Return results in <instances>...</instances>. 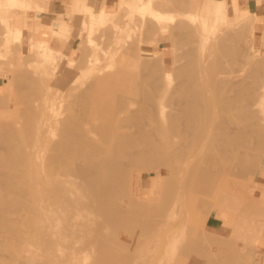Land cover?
<instances>
[{"label": "bare ground", "instance_id": "obj_1", "mask_svg": "<svg viewBox=\"0 0 264 264\" xmlns=\"http://www.w3.org/2000/svg\"><path fill=\"white\" fill-rule=\"evenodd\" d=\"M15 1L18 2V0H15ZM92 1L94 0H91V2ZM225 1L226 0L224 1L218 0V5L215 8L216 11L220 13L224 12L222 11V9L224 8ZM13 2L12 4L15 3ZM20 2L19 4L15 3L16 5L14 4V6L17 7V5H20ZM87 5L89 6L90 4L87 3ZM96 5L98 6L99 4H96ZM2 8L4 11V7ZM2 8L0 9L2 10ZM98 8L102 9V7H98ZM88 9H94V8H91L90 6V8ZM1 10H0L1 15L3 14L5 17V13ZM6 10L7 9L5 8V11ZM99 11H97L98 15H99ZM102 11L100 12L102 13ZM152 11H151V14H152ZM155 11H153V14H155V17H156L157 12L155 13ZM90 12L91 14L93 13L91 10ZM90 12H88L89 15H91ZM103 13L108 14L104 11ZM111 13L114 14V12H111ZM3 15H2V18H3ZM91 16L94 17L93 14ZM129 17L131 18L132 16H129ZM2 18L0 17V19ZM99 18L97 17V19ZM102 19H104V17ZM102 19L100 21H102ZM126 19H129V18L127 17ZM137 19L138 18L136 17V20ZM170 19L172 18L167 17V16H164V18L161 17V19H158L157 17V19L155 20L156 21L160 20L161 25H160V29L158 31L157 30L155 31H157L158 33L159 31L161 33L166 32L168 30V26L166 25L165 22ZM2 20L5 22L4 18ZM88 21H85V23L86 22L88 23ZM259 21H260V18L258 15L251 29L254 31V33L256 31V26ZM4 22L2 23L5 26ZM133 22H134V19H133ZM218 22H223L226 28H233L236 26L237 28L236 34L237 33L238 34L235 37L231 38V40L242 41L243 40L242 38L246 36L243 34L242 35L240 34L241 33L246 34V31L250 30L248 29L249 28L248 23L252 22V19L250 18V16H247V17L241 16V13L238 7H233L232 12H230V10L228 9L226 12L223 13L222 18L219 19ZM87 23H86V26H89L92 23V21L91 23L90 22L88 23L89 25ZM104 23L106 24L107 21ZM148 23H145V25H147ZM212 23L215 25V26L213 25L215 29L214 33H218V31H220L219 29L220 26H218V24L216 25L215 20L214 21L212 20ZM9 24L6 27L7 30H8ZM162 24H165V25H162ZM152 25H155V24H152ZM4 26H2L1 29L3 31L5 30L6 32V29H3ZM92 26L93 24H91L89 28L86 27L87 29L85 31H87L88 29L90 30V27ZM99 26L102 27V25H99ZM19 27L21 28V25H19ZM19 27L16 28L15 30L11 29L13 28V26L9 27L11 29L10 31L8 30L9 32L7 31V34L9 33L7 35V37L9 36L8 37L9 39L5 38L6 40L4 39L1 41L3 43L5 41L8 44L14 39L15 41L13 42H16L17 39H20L22 31ZM149 28L152 29V27H149ZM93 30L94 29H92V31ZM23 32L25 31L23 30ZM116 33H117V30H116ZM99 34L100 33L98 32L97 35ZM105 34L108 35L107 33ZM105 34H102V35H105ZM106 35H105V39H106ZM239 36L241 37L244 36V37L241 38ZM108 37H111V36L108 35ZM127 37L129 38V35ZM212 38L214 37L212 36L211 40ZM227 38L225 36V39ZM1 39H3V37ZM90 39H88V41ZM111 39H107V40H111ZM228 39H230V37ZM25 40L23 42H25ZM204 40L209 43L210 36H204ZM217 40H220L221 44H223V42L226 41V40L224 41L223 38H220V39L217 38ZM234 41H233V44H235ZM6 43H4V45ZM124 43L125 41L122 44ZM215 43H213V47L214 46L216 47V44H217V47L218 45L222 46L220 43L219 44L218 43L215 44ZM230 43L232 42L230 41ZM11 44L13 45L12 42ZM11 44H9V47H13V46H10ZM90 44L92 43L90 42ZM205 44L206 43H204L203 46H205ZM236 44L238 45V43ZM86 45H89V44L86 43ZM209 45L210 44H208V46ZM9 47H7V50ZM130 47L132 49V46ZM230 47L231 46H229V48ZM4 48L5 47H3L2 50ZM16 48H19V47H16ZM116 48L118 47H115L114 49ZM209 48H211V46ZM221 48H222L221 51H223V47ZM91 49L92 47L90 48V50ZM234 49L235 48H232V49L230 48V50L228 49L227 52L229 53L230 51L233 54V51H234V53L236 54L235 57L238 59L240 56L242 58L241 60L239 61L234 60L233 56H229L230 59L226 60L228 59L227 58L228 55L225 56L224 55L225 53H223V55L226 57V59H224L226 61H229V62L238 61L239 62V64L238 62H236L238 65L236 66L239 68V65H240V67L242 68L239 69L240 71L238 70L239 71L238 74L235 73L234 75H231V71L229 72L230 73L229 75L228 73L225 74L226 70L228 71L229 68H227L226 65H223L222 66L224 67L223 69L221 67V64H219V62L218 64L220 65L221 69H223L224 72L218 67L219 65L215 66V62H214L215 60L213 61V57L216 58L214 56L215 54L213 55V57L212 55H210L209 57L208 54L206 55V57H201L198 52L197 54H199V56L195 52L197 56H192V58L190 59L191 62L188 63V65L183 67L182 73L184 72V74H182L181 80L179 79V81L173 87L171 83L169 85V83L167 84L165 83V81L161 82L162 79L159 80L160 83H157V82L154 83L151 80L148 81L147 80L148 78L146 76L145 77L147 79L145 77L144 78L147 81L143 80L144 78L138 75L139 72L136 73L137 72L136 71L135 73H131L129 72L131 70L122 71L121 68H123L124 66L122 67L120 65L121 70L119 69L120 72L118 71V73L116 74L106 75L105 73L106 76L102 75L98 78H97V75H95L96 76L95 79L86 78L85 81L84 80L82 81L83 79L82 78L81 82H79L80 80L78 81L80 84H76L75 86H73L74 87L73 88V87L68 86L70 83V80L75 79V78L79 79V78L77 77V75L73 74V72L69 73V71L67 70V72L64 73L67 75V76L64 75L65 78L63 79L65 80H61L62 82L58 83L60 84L59 86L61 88V92H62L61 94L63 95V96L61 95V97H63L61 101L64 102L61 105L59 104L60 106L59 108H56L54 105L56 101L53 102L54 100L50 99L52 101L51 102L49 98L45 97L46 95L44 94L43 96L45 97V99L43 100L46 101L45 104L47 103L48 100L49 102L46 104V106H44V104L41 102L43 104L42 105L40 101L38 100L40 98L38 99L36 98L37 97L36 95L38 94V92H36V94H33L34 93L33 91L42 89L41 86L39 85L41 81H39L40 83L38 82L39 83L38 84L36 80L37 77L34 79L33 78L34 75H30L33 77L28 78V76H26L27 74L24 73L25 75H23V73L21 72L22 69L19 70L23 75V77L21 78L26 77L25 79L27 81L29 80L31 81L32 79H33L32 81L34 80L36 81V84L38 85L35 86L34 85L35 82L34 83L32 82V85H31L32 87H31L30 86L31 82L25 83L23 82L25 79L24 80L22 79V81L20 79L21 82L27 84L28 87L31 88V89L30 88L29 89L27 88V89L29 91L31 90L32 94L36 96L34 97L36 98V101L32 97L34 100V101L32 100L33 103L38 102L39 105L41 104L40 106L45 107L44 110L47 107L45 114L49 111L50 116L48 115L46 117L47 114L45 115L44 112L42 111H41L42 113L40 111L38 112L39 109L37 110V108H39V105L37 104L38 105L37 106L35 104V106L32 105V108L33 107L36 108L37 106L36 108L37 113L36 111H34L35 115L31 114V116L32 115L34 116L35 121L38 118L43 119L42 116H40L42 114L44 115V118H45L42 123H41L42 120L40 121L38 119L40 121L39 123L40 125L39 126L36 125L37 128L35 127L34 129L32 128L33 125H31V123L33 122L30 123V121H27L30 124L29 123L26 124L25 120H27V118L29 117L26 118L25 116L24 117L26 119L23 117L24 123L26 125L25 129L22 128L19 130L17 128L8 127L6 132H4L3 125L0 124V129L1 130L3 129L2 130L3 132L0 131V167L3 168V170L0 171V264H58L59 263V260H60L59 258H56L53 255H46L47 254L46 252H48L46 250L49 248H52L50 247L52 243L55 244L58 241L57 239L54 238V233H55L54 227L53 228L52 226L46 227V228L44 227L45 226V215L47 213L50 214L52 212H57L56 221L63 222L64 224H66L65 234L63 236L65 240L63 241L64 243L66 242L69 244V246L73 247L74 254L72 258H76L77 256H79L80 253L84 252V250L86 249V248L85 249L77 248V243L79 241L81 242L84 240L91 241V238H93L92 243L97 248L105 246L106 243L108 245V240H106L107 241L106 242L105 240H103L104 238L102 240L99 238L100 237L99 232L102 233L101 230L104 229L105 226L109 225L108 224L109 222H113V216L114 218L115 216H118L119 218L118 217L116 218L119 220L121 217L122 219L126 217L125 215L122 216L124 213L126 214V212L124 213L121 212L125 209H122V208L118 209V206H115V208H113L114 207L113 201H114V197L117 194H119L118 192H120V190L123 189L122 185L124 184V182L127 180H130V172L132 168L134 167L144 166V165L147 166L150 164L153 165L156 163L155 164L156 166L158 164L161 165L162 167L160 168L161 171H164V169L165 170L172 169V170H177V172L178 170L182 171L181 169L184 170V168L186 167L188 168V170L185 169L186 173L183 176L182 182L184 185L182 188L183 189L185 188L183 192L184 191L186 192L188 190V192L186 193H189L192 186H195V189L202 188L201 189V192H202L203 190H205L204 188L205 186L203 184H206L208 187L215 188L216 186L215 184L218 183L216 181L217 179L219 180V178L222 175H225V174L229 175L230 174L229 172L233 174V172L236 171V168L235 169L233 168L234 166L227 167L225 164H223L226 161L225 159H220V156L227 157L226 159H229L228 157L232 155L233 157H236L234 156V154L236 153H232L235 149L234 146L236 142L245 143L249 138H252L253 140H255L254 148H257L255 150L256 151L259 150L260 152H262L261 149H264V97H262L261 95L264 93L261 94L259 92H262V91L256 90V92L258 91L257 94L258 93L261 94V95L258 94L259 95L258 97L257 94L254 93L255 91L253 90V86L251 85L252 88L251 86H249L250 80L256 81L257 79L260 78V76H262V74L261 75L259 74L261 66L257 64L258 62H255L254 60H252V56L244 52L246 50L242 49L241 47L237 48V50H234ZM245 49H247V47ZM81 50H85V48ZM212 50H216V49H212ZM8 51L10 52L12 50L10 49ZM6 52L7 51H5L4 54H7ZM13 53L15 55V52ZM85 53L89 54L88 56H90V53H88V50H85V52L83 53V56L86 55ZM142 54H144V52L141 53V55ZM229 55L231 54L229 53ZM80 56L82 57L81 52H80ZM120 56L122 55L120 54ZM9 58H10V55H9ZM80 58H78V61ZM90 59H91L90 57H87V59L81 58L82 63H79V65L76 64L74 67L75 69H77V72H79V70H84V68L86 67L85 66L83 68L84 66L83 64L85 60H86L85 65L86 64L88 65V63L93 62ZM22 60L24 59L22 58ZM133 61L132 63L134 62L136 63V61L134 62ZM218 61H220L223 64V61H221V59ZM121 62L122 60L120 61L119 64H121ZM232 63H229V64H232ZM236 63L232 64V68L235 66L234 64ZM137 64L139 65V63ZM138 65L136 66L139 67L142 64H140L139 66ZM76 66H78V68H76ZM49 67L51 68L50 65ZM128 67H126V69L133 68L132 66H130L131 68H128ZM140 67L138 71L140 70ZM142 67H144V69L149 70V65L144 64ZM225 67L227 69H225ZM257 67L259 68L258 71L256 69ZM89 69L91 70V71L89 70L90 73L92 72V70H94L92 69V67H90ZM51 70L54 71V69H51ZM135 70H132V72H134ZM23 71L27 72L25 70ZM84 71H88V70L86 69ZM102 71H104V69ZM262 71L264 70L262 69ZM30 72L32 71H29V74ZM77 72H74V73H77ZM19 73L17 72L18 76H19ZM46 73L48 74V72ZM53 77H54V74H53ZM75 80H72V81L75 82ZM107 80H108V83L109 82L111 83L108 84L106 82ZM258 82L260 81L258 80ZM254 83H257V82H254ZM41 84H43V82ZM49 86H47L48 87L47 88L44 85V88L46 87L47 89H49L50 88ZM55 86L53 85V87ZM36 87H39V88H36ZM53 87L52 89H54ZM22 88H24L23 90H25L26 92V85L25 86L23 85ZM261 88L264 89L263 86ZM32 89H35V90H32ZM50 91H51V88H50ZM41 92L42 90L40 91V93ZM40 93L38 95L41 97L42 93L41 95ZM26 94L27 92L24 94L25 97L23 99L25 98L27 99ZM32 94H29V95H32ZM45 94H47L48 96V93H45ZM43 96L42 98H44ZM53 96L55 97L56 94H54ZM260 96L263 99H261ZM32 101H29V102L32 103ZM27 103L25 104L27 105ZM49 104L50 106H47ZM261 106L263 107L262 111L260 109ZM257 107L260 111L257 109ZM25 110L27 112V109ZM21 112L22 111H20V114L24 113L25 111H23L22 113ZM36 114L40 117L35 118L37 116ZM45 136L52 137V140L49 142L47 147L45 146V143H44V140H45L44 138H46ZM191 136L194 139V142ZM183 137L185 138L190 137L192 141L190 140V138H186V139H188L189 141L188 140L187 141L189 143L191 142L192 145L189 146L190 144L188 143L189 144L188 145L186 142H185L186 143L185 145L184 141L186 140ZM178 138L180 139L183 138L181 139L182 142L184 143L183 146L176 145L179 141H181ZM195 141H198V142L196 143ZM197 144L201 150L197 149L198 148V146H196ZM202 144L204 145V148L200 146ZM237 145L240 146L239 144ZM202 148L203 150L205 149L204 154L205 153L210 154V152L211 153L214 152V154H210L208 156L206 155L207 157L205 158V156L202 154L203 152ZM194 149H197V151L200 150L199 153L202 151L200 153L202 154V156L201 155L199 156V154L196 153V150ZM244 149L245 148H241V150H244ZM193 150L195 151L196 156L198 155L200 158L193 156L194 155ZM245 151L246 152L244 153H245V159H246L247 149ZM228 153H230L229 156L227 155ZM43 154L47 155L48 161L45 165H41L39 163L40 166H37L38 165L37 161L41 159ZM237 154H238V151H237ZM242 154L239 155V158L237 157L234 159L232 158L230 159L235 160L237 162L236 165L242 166L241 164L243 163L245 164L246 162V161L245 162L242 161L244 157L242 159L240 158V156L241 157L243 156ZM192 156L196 159L194 160ZM201 158L205 160H202ZM218 161H221L223 163H219ZM235 161L231 162L232 165H234L233 163ZM205 162L210 164L211 168L205 167L204 166ZM241 168L240 170L242 171L245 168V165L243 169ZM232 169L235 171H233ZM182 172L184 173V171ZM46 177L53 179L54 181L53 185H50V184L45 185L44 180ZM212 183H215V184L212 185ZM126 190L124 189V191ZM193 193H196V192L193 191ZM204 193H207V190ZM204 193L202 192V194ZM121 195H118V196H121ZM227 200L223 199L222 203L224 206L228 205L226 203ZM114 212L117 214H114ZM119 212L120 214L121 213L122 214L120 215ZM128 212L130 214L131 210ZM139 213H137V215L135 214V216L140 217L142 214L138 215ZM144 216L146 218L147 214ZM144 216H141L143 217L142 220L144 219ZM156 217H159V216H156ZM162 219H163L162 222L159 220L158 221L159 223L161 222L160 224H162L163 227H165L167 224L166 221H164L165 217ZM84 221H92L93 224L95 225H93L92 229L91 228L88 230L80 229L79 227L81 223H83ZM143 221L146 223V220H143ZM158 226L160 227L161 225H158ZM140 234H141V231H140ZM142 234H141V240H142ZM120 235L122 234L120 233ZM130 235L132 236V234ZM137 236L135 238H137ZM101 237H104V236H101ZM132 237H134V235ZM117 239L116 241L114 239L111 240L110 242L111 245L110 246L108 245L109 247L114 246V247H111L113 248V250L116 249L117 246L119 247L118 244L116 245V247L115 245H112L114 241L115 243L117 241H118L117 243L119 242L124 243V242H121L122 240L120 241ZM68 244L66 245L68 246ZM125 244L127 245L126 246L127 249L131 246L129 245V243L128 244L124 243V246ZM140 244L143 245V243H139V245L136 243V247L138 245L137 248H139L141 246ZM79 245L82 248L83 245L82 244H79ZM155 245H153L152 247L154 248ZM45 246H46V249L44 248ZM47 246H49V248H47ZM109 247L107 248V246H105L106 249H104L101 252V255H99V264H121V263L134 264V263H138L140 258L144 256L143 255L144 252L142 251L143 249L142 247L144 246H141L142 249L140 253L135 252L136 254H132L134 251H137V250L133 248L134 250L133 251L131 248V250L129 251L131 252L133 251V252L132 253L127 252V255L124 254V256L122 257L115 255L113 251H108V250H111V248ZM207 248H209V246ZM43 250L45 251V253L43 252ZM148 250H151V249H148ZM147 252H150V251H147ZM42 253H44L46 257L42 255ZM129 253L130 255H128ZM4 254H7V256L5 255L7 258L5 257L2 258ZM29 254H31L33 257H37L41 255L43 256L44 260L37 261L39 260L37 258H40L41 260V257H37L35 258V260H33V258L29 256ZM231 256L232 254H230L229 257ZM232 258L234 259V256H232ZM233 259L232 261L235 260ZM228 260L229 259H227V261ZM227 261L226 263L223 261H217L215 264H229L230 260L228 262ZM235 261L232 263L235 264ZM237 263L238 262L236 261V264Z\"/></svg>", "mask_w": 264, "mask_h": 264}, {"label": "rangeland", "instance_id": "obj_2", "mask_svg": "<svg viewBox=\"0 0 264 264\" xmlns=\"http://www.w3.org/2000/svg\"><path fill=\"white\" fill-rule=\"evenodd\" d=\"M2 1L0 0V8L4 7V11H3V8L2 10L1 9L0 10L5 13V17L2 14L5 22L2 20L3 18L0 13V17L2 18L0 19V24L4 26L2 23L4 22L5 26L3 27V29H6V32L5 30L3 31L1 29L2 26L0 25L1 26L0 27L1 29L0 31V45H1L0 46L1 47L0 48V124L3 125L4 130L3 129L2 130L4 132H6L8 127L17 128L19 130L22 128L25 129L26 125L23 119L24 116L26 118L29 117L27 118V120H25L26 124L29 123L27 121H30V123L33 122L34 124L31 123V125H33L32 128L33 129L34 127L37 128L36 125L39 126L40 121L42 120L41 121L42 123L43 120L45 119L44 115L43 114L40 115L42 116L43 119L38 118L40 121L38 119L35 121L34 116L32 115L33 116L32 117L31 114H34L35 113L34 111H36L37 113L38 109H39L38 112L42 111L45 114L47 107L44 110L45 108L44 106H46V104L49 102L50 99L54 100L53 102L56 101L54 105L56 108H59L60 107L59 104L61 105L64 102L61 101L63 97H61L62 92L59 86L60 84L58 83L62 82L61 80H65L63 78H65L64 75L67 76L66 74H64L67 72V70L69 71V73L73 72V74L77 75V77L79 78V79L75 78L77 80L72 79V80H75V82L70 80V83L68 82L69 83L68 86L70 87H73L76 84H80L79 82H81L82 78H83L82 81L83 80L85 81L86 78L95 79L96 77L95 75H97V78H98L102 75L106 76L108 74L109 75L116 74L121 68L120 65L122 67L124 66L123 68H121L122 71L131 70L129 71L131 73H135L137 71L136 73L139 72L138 75H140L142 78L146 76L148 79L146 77L145 78L148 81L151 80L154 83L156 82L160 83L159 80L162 79L161 82L165 81V83L167 84L169 83V85L171 83L173 87L179 81V79L181 80L182 74H184V72L182 73L183 67L188 65V63L191 62L190 59L192 58V56H197V55L199 56V54L201 57H206L207 54L209 57L210 55H212L213 57V55L215 54L214 56L217 58L216 59L213 57V61L215 60L214 61L215 66L219 64H221V67L223 65H226V67L229 69L228 71L226 70L225 74L228 73L229 75L230 71H231V75H234L235 73L238 74L240 71L239 69L242 67H240L239 65V68H238L237 67L238 65L236 62H238L242 58L239 56V58L237 59L235 57L236 54L234 53V51H233V54L235 55H233L230 51L229 53L231 55H229L227 51L228 49L230 50V48L231 49L235 48L234 50H237V48L241 47L242 49L246 50L244 51L245 53L252 56V60H254L255 62H258L257 64L261 66L259 74L260 75L262 74V76H260V78L257 79L256 81L250 80L249 81L250 85L249 84L248 85L253 86V90L255 92L252 89L251 90L254 93L257 94L258 91H262V92H259L261 94L264 93L263 92L264 89L261 88L262 86L264 87V71H262V69L264 70V49L260 45V41H259L257 33L256 32L254 33V31L251 30L258 14L250 15V18L252 19V22L248 23V26H249L248 29L250 30L246 31V34L244 33L240 34V35L243 34L246 36V37L242 36L244 38L239 36L244 41L242 39H241L242 41L231 40V38L235 37L238 34V33L236 34L237 32L236 26L233 28H226L223 22H218V20L222 18V15L224 12H226L228 9L230 10V12H232L233 7H238L235 3L232 7V5L229 3L228 0L225 1L224 8L222 9V11H224L223 13L222 12L220 13L216 11L215 9L216 6L218 5V0H109L108 2L107 0H94L92 2L91 0H89L90 2L88 0H70V5H67L66 12H64L63 14H59V12H55L56 10L54 9L55 7L54 0H23V1L20 0L22 2H20L19 0L18 2H16L14 0L16 4L17 3L19 4L20 2V5H17V7L14 6L15 3L13 2V0H2ZM12 2L14 4H12ZM87 3L90 5L88 6ZM96 4H99V5L97 6ZM90 6L91 8H94V9H88L90 8ZM98 7H102V9L104 8L103 11L108 14H104L102 9L101 8L99 9ZM5 8L7 10L9 9L10 11L9 10L8 12L7 10L5 11ZM90 10L93 12L92 14L94 17L91 16L92 14ZM99 10L102 11V13ZM152 10L153 11L156 10L155 11V13L157 12L156 17H155V14H153ZM87 11L90 12L91 15H89ZM97 11H99L100 16L98 15ZM151 11H152V14H151ZM111 12H114V14H112ZM87 15L89 16V18ZM129 16H132L133 18L132 17L130 18ZM164 16L171 17L172 19L165 22L166 25L168 26V30L164 33H161L160 31L158 33L157 31L160 29L161 22L160 20L156 21L155 19H157V17L158 19H161V17L164 18ZM241 16L247 17L243 13H241ZM97 17L98 18L100 17V18L97 19ZM103 17L104 19H102ZM127 17L129 19H126ZM136 17L138 18L137 20H136ZM101 19L104 22L107 21V23L105 24L104 22L100 21ZM133 19H134V22H133ZM212 20L213 21L215 20L216 25L218 24V26H220L219 28L220 31H218V33H214L215 25L212 23ZM15 21L17 24L15 23ZM85 21H88V23L89 22L91 23L92 21L91 24H93V26L90 27V30L88 29L87 31H85L91 25V24L89 25L86 22L89 25V26H86ZM145 23H148V24L145 25ZM8 24H9V27L13 26V28L11 29H14V30L18 28L19 25H21V28L20 27L19 28L21 29L22 32H21V38L17 39L16 42H13L15 41V39L14 40L11 39L12 40L11 42L13 43V45L11 44V42L7 44L4 41V43L7 44L6 46V44L4 45V43L1 40H4L5 38L9 39L8 38L9 36L7 37V35L9 34V33L7 34V31L8 30L10 31L11 29L8 27V30H7L6 27ZM152 24H155V25H152ZM99 25H102V27ZM162 25H165V24H162ZM149 27H152V29ZM91 28L94 30L92 31ZM23 30L25 32H23ZM116 30H117V33H116ZM98 32L100 33L99 35H97ZM105 33H107L111 37H108V35H106ZM102 34L106 35V39H105V35H102ZM128 35H129V38L127 37ZM204 36H210L209 43L204 40ZM212 36L214 38H212L211 40ZM225 36L226 38L227 36L228 38L230 37V39L228 38L225 39ZM2 37L3 39H1ZM217 38L219 39L223 38L224 41L225 40L226 41L223 42V44H221L220 40H217ZM88 39H90L89 41L92 44H90ZM107 39H111V40H107ZM24 40L25 42H23ZM124 41L125 43L122 44ZM230 41L232 43H230ZM233 41L235 42V44L238 43V45L240 46L236 44V46H238L236 47L235 44H233ZM215 42L218 44L220 43L222 46L218 45L217 47V44ZM86 43L89 45H86ZM204 43H206L207 45L205 44V46H203ZM213 43L216 44V47L215 46L213 47ZM9 44H11L10 46H13V47H9ZM208 44L210 45L208 46ZM130 46H132V49ZM210 46L211 48H209ZM229 46L231 47L229 48ZM245 46L247 47V49H245L246 48ZM3 47L5 48L2 50ZM7 47H9L12 51L9 52L8 50L10 49L8 48L7 50ZM16 47H19L20 49ZM89 47L90 48L92 47V49L90 50ZM113 47L114 48L118 47V48L114 49ZM221 47H223V51H221L222 50ZM80 48L81 49L85 48V50H88V53H90V56H88L89 54H86V53L85 54L87 56L86 55H85L86 57L83 56V53L85 52V50H81ZM118 49L121 51H119ZM212 49H216V50H212ZM3 51L4 52L7 51L6 52L7 54H4ZM13 52H15V55ZM80 52L82 53V57L80 56ZM140 52L141 53L144 52V54L141 55ZM195 52L196 54L197 52L199 54L196 55ZM223 53H225L224 54L225 56L228 55L227 56L228 59H226ZM120 54L122 56H120ZM9 55H10V58H9ZM22 56H24L25 58ZM79 56L82 59L83 58L87 59V57H90L91 58L90 60L93 61L91 62L89 60L91 63L87 62L88 65L87 64L85 65L86 60L85 61L83 60L84 66L83 65L82 66L83 68L86 66L84 70L87 69L88 71L78 69L79 72H77V69L74 68L76 64L79 65V63H82L81 58ZM229 56H233L234 58L233 57L231 58H233L234 60H238V61L236 62L231 61L233 59L230 60L231 62L226 61L230 59ZM11 58L13 61L11 60ZM22 58L24 60H22ZM78 58H80L79 61H78ZM220 59L221 61H223V64L220 61H218ZM121 60L122 62L121 64H119ZM131 60L136 61V63L134 61H133L134 63H132ZM232 62L236 63L234 65L235 66L237 65V66L236 67L234 66L232 68V64H233ZM137 63H139V65L142 64L140 65L141 67L144 64L149 65V70L144 69V67L141 68ZM229 63H232V64H229ZM55 64H57L58 66ZM49 65L51 66V68L49 67ZM129 65L132 66L133 68H131ZM136 65L140 67L139 71H138L139 67H137ZM90 67L94 69L92 70L91 73L89 72ZM126 67L131 68V69H126ZM218 67L221 69L220 65ZM226 67L225 69H227ZM76 68H78V66H76ZM222 68L224 69V67ZM51 69H54V71H52ZM103 69L104 71H102ZM223 69L221 70L223 71ZM256 69L257 71L259 70L258 67ZM19 70H21L23 75L27 74L26 76H28V78L33 77L30 75H34L33 77L34 79L37 77L36 78L37 83L39 81H41V83L43 82V84H41L40 82H39L40 84L38 83L42 89L33 91L34 92L33 94H36V92H38L39 94L40 91L42 90L41 92L42 96L44 94L46 95L45 97L49 98L46 104H45L46 101L43 100L45 99L44 96H43L44 98H42V96L40 97L37 94L36 95L37 97H36L35 95L32 94L31 90L30 91L28 90L30 87H28V85L25 84L27 82H31V84L28 83L31 86L32 82L33 83L35 82L34 85L37 86L38 84H36V81L35 80L32 81L33 80L32 78H31L32 79L31 81L29 79H28L29 81H27L25 79L26 78L25 76H24L25 78H21L23 77V75ZM23 70L27 72H24ZM132 70H135V71L132 72ZM29 71H32V72H30L29 74ZM17 72L18 73L20 72L19 76ZM46 72H48V74ZM74 72H77L78 74ZM53 74H54V77H53ZM39 78H41L43 81ZM145 78L143 80H146ZM20 79L21 81L22 79L23 80L25 79L26 81L25 80L23 81L25 83L21 82ZM258 80L260 82H258ZM106 82L108 83V80ZM254 82H257V83H254ZM110 83L111 82H109L108 84ZM21 85L22 87L23 85L24 86L26 85V92H27L26 94L27 99L25 98L26 100L23 99L25 97L24 94L26 93L25 90H23L25 87L22 88ZM44 85L46 87L50 85L49 87L51 88V91H50V88L47 89L48 87L47 88L45 87L46 88L45 89ZM53 85L54 86L56 85V86L53 87ZM51 86L54 89H52ZM36 88H39V87H36ZM27 90L29 91V93ZM32 90H35V89H32ZM256 90L258 91L256 92ZM44 91L45 93H48V96L47 94L44 93ZM29 94H32V95H29ZM54 94H56L55 97L57 98L53 96ZM258 94L257 96L259 97V95L261 94L259 95ZM261 96L264 97V94H262ZM261 96L260 98L263 99ZM32 97L33 98L36 97L37 99L42 98L41 100L40 99L38 100L40 101V103L42 102L44 106H40L42 103L40 105L38 104V102L33 103L34 100L36 101V98H34L33 100ZM29 101H32V103ZM25 103H27V105ZM35 104L39 105V108H37L38 105L36 106L37 110L34 107L32 108V105L35 106ZM47 106H50V104ZM25 109H27V112ZM260 109L262 111L263 107L261 106ZM20 111L22 112L25 111V112L24 113L21 112L22 114H20ZM48 113L49 111L46 113L47 115L45 114L46 117L48 115L50 116V113L49 114ZM40 116L37 115L35 118L40 117ZM2 130L0 129V131ZM186 138H190V137H186ZM186 138H185L186 141L184 140L183 141L184 143L186 142L188 144L189 140ZM191 138L190 140L192 141L193 138L192 139ZM44 139H45L44 140L45 146L47 147L49 142L52 140V137L49 136ZM254 141L255 140H253L252 138H249L245 142L246 144L241 143V142H236L234 146L235 149L232 152V153L237 154V151H238V154H237L238 156L234 154V156L236 157H233V155L229 156L230 153L227 154L229 156L228 157L229 159H226L227 157L220 156V159H225L226 161L225 163H223L224 160L223 162L221 161H218V162L225 164L227 167L234 166L233 168L234 169L236 168V171L233 169L232 170L235 171L233 172V174L234 173L235 174L233 175L231 172H229L230 176L226 174L222 175L219 178V180L218 179L216 180L218 183L217 182L215 183L217 184L212 183V185L213 184L216 185V186L214 185L215 188L208 187L206 184H203L205 186L204 187L205 190H203L202 192L204 193L207 190V193H204V194H202L201 192V189H202L201 187L203 186L199 187L201 189H198V188L195 189V186H192L191 189L193 190L190 189L189 193H186L188 192L187 189H186L187 190L186 192L185 191L183 192V190L185 189V188L184 189L182 188L184 185L182 182L183 176L186 173L185 169L188 170V168L186 167L184 168V170L181 169L182 171H184V173L182 171L178 170L177 172V170H172V169L171 170L164 169V171H161L160 168L162 167L160 164H158V162H157L158 164L157 166L155 165L156 164L155 163L153 165L150 164L147 166L144 165V166H137V167L132 168L130 172V180L125 181L124 184L126 187L123 184L122 185L123 189L120 190V192L121 191L123 192V193L121 192L122 195L120 194V192H118L119 194H117L114 197V201H113L114 202L113 208H115V206H118V209L122 208L126 210V211L125 210L123 211L120 210V211L122 213L126 212V214L124 213L122 216L125 215L126 216L125 218L127 219L125 218L122 219L121 217L119 220L116 218L118 216H115V218L113 216V222H109L108 223L109 225L106 224L107 225L105 226L106 229L104 227V229L101 230L102 233L99 232L100 237L99 236L98 237L101 240L103 238H104L103 240L105 241L108 240L109 246L111 245L110 243L111 240L114 239L116 241L118 237L120 238H118L117 240H120V241L122 240L121 242H124L127 244L129 243V245L131 246L127 249L126 244L124 246V243L119 242L120 243L119 244L117 243L118 241L116 243L115 241L114 242L112 241L113 242L112 245H115V247L117 244L119 245V247L117 246V248L114 250L113 248H111L114 246L109 247L106 243L105 246H107V248L108 247L111 248V250H108V249L107 250L113 251L115 255H118L119 257L124 256V254L127 255V252L132 253L134 251L133 248L136 249L137 251H134L132 254L140 253L141 249L143 248L142 251L144 252V254L143 252L142 254L144 256L140 258L138 263H134V264H215L217 261H223L226 263L227 259L231 261L230 262L228 260L229 264H231L235 260L238 262L237 264H264V153H263L264 149H261L262 152H260L259 150L256 151L255 149L257 148H254L255 146ZM193 142H194V139H193ZM195 142L197 143L198 141H195ZM184 143L181 140L176 145L183 146ZM189 144H188L189 146L192 145L191 142ZM237 144H239L240 146H238ZM196 146H198V144ZM200 146L204 148L203 144ZM241 148H245V149L241 150ZM197 149H200V147L198 146ZM197 149H194L196 150V153H198L199 156L200 155L202 156L203 154L205 158L210 154H214V152L212 153L210 152V154H206V153L204 154L205 149L203 150V152L201 151L202 154H200L201 152L199 153V151L201 149L199 151H197ZM246 149H247V153H246V159H245L244 152H246L245 151ZM241 152L244 154H242ZM193 154H194L193 156L195 157L196 156L195 151L193 152ZM240 154L243 155L242 157L240 156L241 159L244 157L242 161L243 162L246 161L245 164L242 162L245 165V168L243 164H241L242 166L240 165L238 166L236 165L237 162L235 160H232L237 157L239 158ZM199 156L197 155L196 157L200 158ZM195 159L196 158H194V160ZM202 160H205V159H202ZM47 161H48L47 155L43 154L41 159L37 161V164H38L37 166H40V164L45 165ZM227 161L229 164L227 163ZM232 161H235L233 163L234 165H232L231 163ZM204 166L211 168V165L206 162ZM241 167H243L244 169ZM240 168L243 170L241 171ZM2 170L3 168L0 167V171ZM251 170L252 171L254 170V171L252 172ZM44 183L45 185H48V184L53 185L54 181L53 179L46 177L44 180ZM226 183L227 184L229 183V184L227 185ZM124 189L125 190L128 189V190L124 191ZM193 191L196 193H193ZM118 195H121V196H118ZM223 199H226V200L228 199L226 201L228 205L226 206L223 205L222 203ZM130 210H131L130 212L131 216L128 212ZM115 212L114 214H117ZM137 213H139L138 215L142 214L141 216H144L147 214V217H146L147 219L145 218V216L143 219V220H146V223L142 220L143 217L135 216V214L137 215ZM156 216H159V217H156ZM56 217H57V212H52L50 214L47 213L45 215V226L44 227L45 228L50 227V226H52V228L54 227L55 229L54 238L58 240L55 244L52 243V245L50 246L52 248H49V246H47V248L49 249L46 250L48 251L46 252L47 253L46 255H53L54 257L59 258L60 260L58 264H99V255H101V252L104 249H106L105 246H102L100 248L95 247V245H93L92 243L93 238H91V241H87V240H84L82 242L79 241L77 243V248L78 249L86 248V249L84 250V252L80 253L79 256H77L76 258H72L74 254L73 247L69 246L68 243L66 242L64 243L63 241L65 240L63 236L65 234L66 224H64L63 222L56 221ZM161 217L162 218L165 217L164 221H166L167 223L166 226L164 225L165 227H163V225L160 224L163 221ZM159 218L162 220H160ZM158 220L161 222L159 223ZM157 224L161 226L159 227ZM93 225L95 224H93L92 221H84L83 223H81L79 228L88 230L90 228L92 229ZM140 231H141V234L142 233L144 234V236L142 234V240H141ZM120 233L122 235H120ZM130 234H132V236L134 235V237H132ZM101 236H104V237H101ZM136 236L138 239L135 238ZM136 243L138 245L139 243H143V245L141 244L140 245L144 247L141 248L140 246L139 248H137L138 245L136 247ZM66 244H68V246ZM79 244L83 245L82 248ZM153 245H155L154 248L152 247ZM208 246L209 248H207ZM44 248L46 249V246ZM131 248L133 250L132 252L129 251L131 250ZM148 249H151V250H148ZM44 250L43 252L45 253ZM147 251H150V252H147ZM44 253H42V255L45 256ZM130 253L128 255H130ZM230 254L234 256L235 260L232 258V256L229 257ZM5 255L7 256V254H4L2 258L4 257L7 258ZM29 256H31L33 260H35V258L37 257H41V260L40 258H37L39 259V260L36 259L37 261L44 260L43 256L41 255L37 257H33L31 254H29ZM232 259L234 261H232ZM236 261H235V264H236ZM121 264H124V263H121Z\"/></svg>", "mask_w": 264, "mask_h": 264}, {"label": "crops", "instance_id": "obj_3", "mask_svg": "<svg viewBox=\"0 0 264 264\" xmlns=\"http://www.w3.org/2000/svg\"><path fill=\"white\" fill-rule=\"evenodd\" d=\"M109 0H107L108 2ZM229 3L234 5V3L238 6L241 13L245 14V16H250L252 14H258L261 19L256 26V33L258 35L260 45L264 49V1L263 0H228ZM56 10L55 12H59V14H63L66 12L67 5H70V0H54ZM254 8V9H253ZM251 11V12H250Z\"/></svg>", "mask_w": 264, "mask_h": 264}]
</instances>
